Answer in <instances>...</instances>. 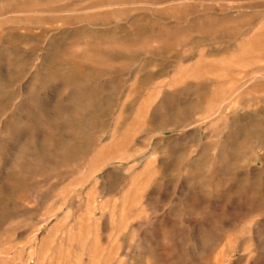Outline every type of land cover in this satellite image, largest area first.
Wrapping results in <instances>:
<instances>
[{"label":"rangeland","instance_id":"1","mask_svg":"<svg viewBox=\"0 0 264 264\" xmlns=\"http://www.w3.org/2000/svg\"><path fill=\"white\" fill-rule=\"evenodd\" d=\"M0 264H264V0H0Z\"/></svg>","mask_w":264,"mask_h":264},{"label":"bare ground","instance_id":"2","mask_svg":"<svg viewBox=\"0 0 264 264\" xmlns=\"http://www.w3.org/2000/svg\"><path fill=\"white\" fill-rule=\"evenodd\" d=\"M83 82V81H82Z\"/></svg>","mask_w":264,"mask_h":264}]
</instances>
